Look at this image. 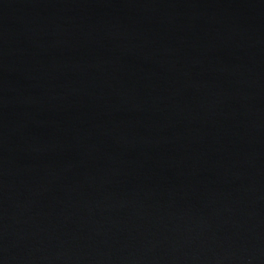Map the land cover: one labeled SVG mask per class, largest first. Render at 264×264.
Here are the masks:
<instances>
[{"label": "water", "instance_id": "obj_1", "mask_svg": "<svg viewBox=\"0 0 264 264\" xmlns=\"http://www.w3.org/2000/svg\"><path fill=\"white\" fill-rule=\"evenodd\" d=\"M0 264H264V0H0Z\"/></svg>", "mask_w": 264, "mask_h": 264}]
</instances>
